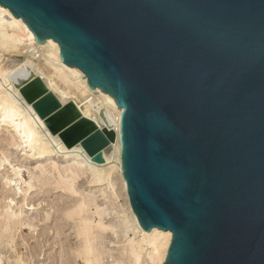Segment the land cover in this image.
Segmentation results:
<instances>
[{
  "label": "water",
  "instance_id": "obj_1",
  "mask_svg": "<svg viewBox=\"0 0 264 264\" xmlns=\"http://www.w3.org/2000/svg\"><path fill=\"white\" fill-rule=\"evenodd\" d=\"M121 115L140 225L171 231L164 264H264V0H0ZM31 64L11 79L53 134L103 162L114 140ZM30 71V75L22 73Z\"/></svg>",
  "mask_w": 264,
  "mask_h": 264
},
{
  "label": "bare ground",
  "instance_id": "obj_2",
  "mask_svg": "<svg viewBox=\"0 0 264 264\" xmlns=\"http://www.w3.org/2000/svg\"><path fill=\"white\" fill-rule=\"evenodd\" d=\"M31 46L35 50L27 54ZM22 55H26V61L31 64L35 74L42 77L48 90L63 105L74 102L81 116L96 122L101 129H104L107 123L99 114V109L104 107L107 110L112 119L111 128L114 131V140L111 142L109 157L106 149L102 150L101 154L105 159L103 162L95 161V156H91L82 143L68 147L60 134H53L49 130L34 105L28 102L20 88L15 86L10 76L11 72L20 65L18 56ZM3 57L4 60H2ZM22 74L27 76L31 73L26 71ZM122 112L123 110L116 106L115 99L110 94L91 88L87 76L81 70L70 67L62 61L60 46L57 42L53 39H47V42L37 41L25 21L0 4V153L2 155L0 174L7 171L8 175L3 176V174L1 177L4 179L3 192L8 198L10 197L7 194L8 191L12 195L3 208L0 205V238L8 237L11 247L17 248L15 239L19 230L22 233L29 229L30 233H33L32 220L34 218L31 220L29 211H40L46 203L41 201L35 206L29 203V199L33 194L48 192L49 188H52L58 197L46 205H50L55 210L53 211L57 213L59 222L55 226L56 229L47 230V234L54 237L56 233L59 239L64 238L67 248L74 250V253L81 257L85 264H102L106 246L99 240L108 235L124 237L120 245L119 241L113 242V245L110 244L121 249L130 264H164L173 233L158 228L150 231L143 229L132 209L123 176L121 158ZM5 145L21 148V151L25 152L22 156H25L28 162H39L43 158L53 157L62 152L72 154L76 164L61 166L53 161L49 163L51 171L40 164L35 166L34 171L24 169L25 166L21 163L12 165L9 162L10 155L6 154L8 151L5 152L7 149ZM24 170L29 173L28 179L24 177ZM114 176L121 182L126 197V209L122 210L123 213L115 208L109 211L107 205L102 207L97 199L91 196L90 198L88 193L86 195V192L80 190L85 179L92 188L108 184L113 189L115 186L113 183L117 181L112 180L115 179ZM99 192H102L104 198L109 197L104 188ZM15 198L20 199V202H17V208L13 206ZM107 200L110 202L109 199ZM29 205H31L30 208ZM45 207L44 209L48 208ZM50 210L44 217L47 223L55 220V214H52ZM75 239L78 241L74 242ZM69 254L68 251L63 255L65 257ZM18 260L21 261V257ZM125 262L126 259L118 261L119 264H125Z\"/></svg>",
  "mask_w": 264,
  "mask_h": 264
},
{
  "label": "rangeland",
  "instance_id": "obj_3",
  "mask_svg": "<svg viewBox=\"0 0 264 264\" xmlns=\"http://www.w3.org/2000/svg\"><path fill=\"white\" fill-rule=\"evenodd\" d=\"M34 50H35V48L33 46H31V48H29V50H27L28 51L27 54L34 52ZM26 55L18 56L19 60H20L19 62L26 61ZM2 60H4V57L2 58ZM19 64H21V63H19ZM4 147L7 148V149H5V152L8 151L6 154L10 155L9 162L12 165H15L17 163L18 164L21 163L22 165L25 166L24 169L28 168V170H33L34 171L35 170L34 168H35V166L37 164L46 166L47 168L50 169V164L49 163H51L53 161L58 162V164H60L61 166L69 165V164H76L75 159L72 158V156H71L72 154H63L62 152H59L58 154L54 155L53 157L43 158L39 162H34V161H29L28 162V161L25 160V156H22L25 152L21 151V148H17V147H13V146L11 147V145L10 146H6L5 145ZM1 148H3V146H1ZM1 157H2V155L0 153V159H1ZM15 161H17V162H15ZM49 171H51V169ZM23 174H24V177L28 179L29 173L26 170H24ZM50 174H52V173L50 172ZM2 175L3 176L8 175L7 171H3V173L0 174V198H1L0 199V205L3 208L6 205V203H8L10 201L9 198L12 195H10L9 191L7 193L10 196L9 198L6 196V194H4V192H3L4 191V179L1 178ZM115 176L113 177L115 179H112L114 181L117 180ZM86 180L87 179H85V181H84L83 187L81 186V188H80L81 191L86 192V195L88 193L89 197L91 196L92 198L97 199V201L99 202V204H101L102 207H105L107 205L106 207L107 208L109 207L108 208L109 211L113 210V208H115L116 210H118L121 213H123L122 210L126 209V197H125V194H124V192L122 190L121 182L119 180H117L116 182L113 181L114 182L113 184L115 185L113 189H111L108 184L103 185L101 187L97 186V187H93L92 188V187H90V184ZM102 188H104L107 191V195L109 196L107 199H109L110 202H108V200L106 198H104V196L102 195V192H99L100 189H102ZM49 189L50 190L48 192L46 191L44 193H39V194H36V195L33 194L32 197L29 199V203L35 204V206H37V204L40 203L41 201H43L46 204H50L49 202H52L58 196L52 190V188H49ZM4 199H6V200H4ZM14 201H15V203L13 202V206L17 208V202H20V199L19 198L18 199L15 198ZM106 201H107V204H106ZM46 204H44L43 206H44V208H46L45 206H47L48 207L47 209H44L42 207L43 209L41 208L40 211L39 210H36V211L35 210H30L29 211V215H30L31 220L34 218L32 220L33 224H34V227H33L34 232L30 233V230L26 229V230H24L21 233L20 230H19L18 233H17V235H19V236L16 235V239H15V242H17L16 243L17 248L11 247L10 242H8V237L0 238L1 239L0 240V264H66L67 262H68L67 264H85L84 260H82L81 257H79L76 253H74V250H71V249L67 248V245L65 244L64 238H61L62 240L59 239L57 237L56 233H55L56 236L54 235V237L52 235L49 236V234H47L48 233L47 230L54 231L56 229L55 226H57V224L59 222V219L57 218V216H58L57 213H54L55 210L50 205H46ZM28 207L30 208L31 205H29ZM50 207L52 208L51 210H50ZM49 210H50V212H52V214H55V217H54L55 220H53L52 222H48L47 223V221H44V217H45V214L47 212H49ZM35 225H37V226H35ZM45 237H47V239H45ZM51 237L53 239H50ZM61 237H63V236H61ZM122 238L124 239V237H122V235L119 236V238L116 237V236L112 237V236L108 235L104 239H100L99 240V241L104 242V244L106 246L104 248V254H103V257H102V264H119L118 261H120L122 259H126L125 264H130L129 260L122 253L121 249L116 248L114 246H111V244L113 245V242H118V241L120 242L119 243V245H120L122 243ZM24 239H25V241H24ZM35 241H36V244H34ZM77 241H78V239L74 240V242H77ZM50 244H51V246H50ZM64 245H65V249H63ZM66 248H67V250H66ZM68 251H69L70 254L69 255H65V257H64L63 254L65 252H68ZM19 257H21V259H22L21 261L18 260ZM59 257H62V258L59 259ZM68 257H70V258H68Z\"/></svg>",
  "mask_w": 264,
  "mask_h": 264
}]
</instances>
